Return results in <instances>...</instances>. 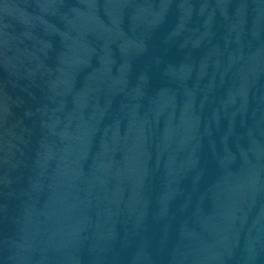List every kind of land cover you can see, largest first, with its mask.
Masks as SVG:
<instances>
[{"label": "water", "instance_id": "1", "mask_svg": "<svg viewBox=\"0 0 264 264\" xmlns=\"http://www.w3.org/2000/svg\"><path fill=\"white\" fill-rule=\"evenodd\" d=\"M0 264H264V0H0Z\"/></svg>", "mask_w": 264, "mask_h": 264}]
</instances>
